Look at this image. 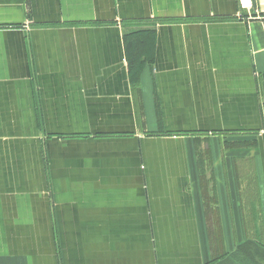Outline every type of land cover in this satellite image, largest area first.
<instances>
[{
	"label": "crops",
	"instance_id": "obj_1",
	"mask_svg": "<svg viewBox=\"0 0 264 264\" xmlns=\"http://www.w3.org/2000/svg\"><path fill=\"white\" fill-rule=\"evenodd\" d=\"M240 13L238 0H0V264H50L41 228L62 234L59 264H84L81 241H94L90 264H264V0L261 20ZM137 30L152 35L132 85L123 37ZM36 112L66 136L45 152L42 184L33 151L19 169L14 139ZM157 131L186 135L146 139ZM200 132L214 186L200 183ZM224 134L253 143L230 151Z\"/></svg>",
	"mask_w": 264,
	"mask_h": 264
},
{
	"label": "rangeland",
	"instance_id": "obj_2",
	"mask_svg": "<svg viewBox=\"0 0 264 264\" xmlns=\"http://www.w3.org/2000/svg\"><path fill=\"white\" fill-rule=\"evenodd\" d=\"M239 2V7L242 11L245 12V14L240 13L239 18L241 20L244 21H252L254 20V18H259L258 20H261L263 18V16H259L258 15H253L251 13V10H245L241 7L240 4V0H238ZM122 25V23H118L117 26L120 27ZM137 26V25H136ZM88 27H98V26H90L88 25ZM144 31V30H143ZM129 33V32H128ZM127 33V35H128ZM126 35V33H124V41H126V46H127V50L128 52L130 51V55L128 53V57H129V65L130 66V59H132V57H135L136 60L138 62H136V64H132L133 70L130 71V76H131V82L132 85H139L140 83V77L141 74L145 68V66H147V63L145 60L146 58L149 56L148 55V50L146 46H144V48H137V50L134 48V44L133 41L135 38H141V41L145 38V40L151 37L152 32L150 31H144V32H140V33H136V34H129L128 36ZM144 37V38H143ZM131 39V40H129ZM149 40V39H148ZM147 40V41H148ZM129 42V43H128ZM146 47V48H145ZM137 52V53H135ZM144 60V61H143ZM147 60H149V58H147ZM135 87V86H134ZM36 126L34 127V129L28 131L26 129H18L16 135L14 136V139L16 141L15 144H17V142L19 143L20 147L22 145H24V149L22 150L23 154L22 156H18V167L19 169H21L23 167V161L26 163V154H29L33 151L35 157L33 158V162H34V166H33V173H34V182L36 184H42L44 182V175H43V170H44V164L47 168H49L48 166V162L46 159H43V156L45 155V152L47 151L48 148H51L53 144H56L59 140L58 139H63L66 136H56V135H50L48 134L44 127L42 126V112H36ZM4 131V133L7 132V129H0V131ZM182 135H186V133L181 134V133H173V132H169V133H165L164 131H157V132H152V133H146V139L148 141L153 140L154 138H162V139H171L173 138L175 140V138L180 137ZM195 138H194V150H195V156H196V161L198 164V168H199V172H200V183L201 184H205V185H209V186H214L215 184V178H214V165H213V159H212V150H211V145H210V141H209V136L208 133H203L200 132V134L196 133L195 134ZM4 136H0V141L2 140ZM227 137H230V140H233L234 135H228L226 136V134H224V139H226ZM248 137H252L251 134L248 135ZM226 141V143L224 144V146L226 147V149L233 151L235 150L234 148L237 146V144L239 145V148L241 150H247L250 148L251 144L253 143V141H248V142H240V143H235L234 140L233 141ZM62 144V147H65L67 145V142L64 141ZM172 147L171 144H167L165 148H170ZM221 147H223V145H221ZM238 147V146H237ZM141 151V149H140ZM141 152H145L147 154V158H145L143 160V162L147 163V167H146V163H144L143 166V171L146 169L149 171L151 170V168L154 166V163L156 162L155 160H153L152 158V153L154 152V148L153 145H150L146 147L145 151H141ZM138 152L140 154V157L142 156V153ZM29 158V157H27ZM133 158V156H132ZM25 159V160H24ZM31 158H29L27 160L28 163H30ZM250 165V164H249ZM13 165H7V167H12ZM250 167V166H249ZM252 178V177H251ZM250 179V178H249ZM247 180V179H246ZM249 182V180H247ZM47 183H49V176L47 175ZM213 190V189H212ZM211 197L210 199L206 200L205 198V208L207 209V211L211 210L213 213H215L217 210H214L213 207H215L218 204V201L216 199L215 193L211 192ZM214 195V196H213ZM216 216H208V222L209 220L213 219L215 221H218V218H215ZM211 222L208 223L207 225V229H208V235L210 237L211 240V244H212V248H220L223 244H224V231H223V225L220 222ZM257 226V225H256ZM257 228V227H256ZM48 229H42L41 228V235H40V239L42 241H44V244L46 246V248H50L51 249V255L49 257V263L50 264H59L60 262H63V259L65 260V256H64V251H62V246H64L63 243V236L62 234H59V230L57 228V232L54 231L53 232H48ZM95 231H98L96 225H95ZM56 232V234H55ZM91 235H89L90 237ZM94 241L88 242V246H85V242L81 241L80 244V250H82V247H84V249L87 248L86 252L85 251H80L81 252H85V258H83V262L84 264H90V260L92 259L90 254V247L92 246V243ZM82 245V246H81ZM54 249L60 250V251H52ZM78 259V258H77Z\"/></svg>",
	"mask_w": 264,
	"mask_h": 264
},
{
	"label": "trees",
	"instance_id": "obj_3",
	"mask_svg": "<svg viewBox=\"0 0 264 264\" xmlns=\"http://www.w3.org/2000/svg\"><path fill=\"white\" fill-rule=\"evenodd\" d=\"M141 31H131V32H129L128 33V35L130 34H136V33H140ZM144 32V31H143ZM126 35H127V33H126ZM127 35V36H128ZM129 40H131V39H129ZM129 43V42H128ZM133 46H134V48L137 50V48H140V46L143 44L142 43V41H141V38H135L134 39V41H133ZM129 53V55H130V51L128 52ZM135 53H137V52H135ZM129 58V57H128ZM144 61V60H143ZM136 62H138L137 60H136V58L135 57H132V59H130V71H132L133 70V67H132V64H136Z\"/></svg>",
	"mask_w": 264,
	"mask_h": 264
},
{
	"label": "built area",
	"instance_id": "obj_4",
	"mask_svg": "<svg viewBox=\"0 0 264 264\" xmlns=\"http://www.w3.org/2000/svg\"><path fill=\"white\" fill-rule=\"evenodd\" d=\"M241 7L245 10L250 11L253 8L252 0H240Z\"/></svg>",
	"mask_w": 264,
	"mask_h": 264
},
{
	"label": "water",
	"instance_id": "obj_5",
	"mask_svg": "<svg viewBox=\"0 0 264 264\" xmlns=\"http://www.w3.org/2000/svg\"><path fill=\"white\" fill-rule=\"evenodd\" d=\"M252 2H253V5L255 6L256 5V0H252Z\"/></svg>",
	"mask_w": 264,
	"mask_h": 264
}]
</instances>
